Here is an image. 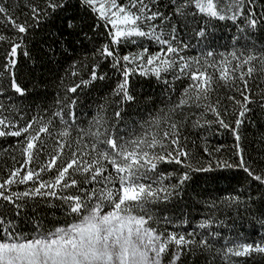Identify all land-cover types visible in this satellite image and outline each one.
I'll return each mask as SVG.
<instances>
[{
    "label": "snow or ice",
    "instance_id": "snow-or-ice-1",
    "mask_svg": "<svg viewBox=\"0 0 264 264\" xmlns=\"http://www.w3.org/2000/svg\"><path fill=\"white\" fill-rule=\"evenodd\" d=\"M257 121L264 0H0V264H264ZM228 171L239 187L197 199ZM185 197L206 209L191 231ZM241 207L255 235H224Z\"/></svg>",
    "mask_w": 264,
    "mask_h": 264
},
{
    "label": "trees",
    "instance_id": "trees-1",
    "mask_svg": "<svg viewBox=\"0 0 264 264\" xmlns=\"http://www.w3.org/2000/svg\"><path fill=\"white\" fill-rule=\"evenodd\" d=\"M11 3L12 0H9ZM22 3L23 0H20ZM217 39L220 44L229 43L231 40V31L225 29L223 32L217 33ZM219 51H224L223 48L218 49ZM190 54H197V53H190ZM63 74L62 72L60 73ZM56 76L55 74L52 75V85L48 88L47 94L49 100L57 94V88L55 86ZM101 93L100 92H91L88 96H82L83 103L85 105H90L91 109H95V101L96 103H103L100 99ZM26 104L31 103V100L25 101ZM110 111V109H109ZM83 116L90 118L91 111L88 107L84 108ZM248 140L250 143L249 151L251 152L253 158L257 162V166H261V161H264V144L260 142V135L264 133V123L257 121L253 126L248 127L246 129ZM13 141L6 140L5 138H0V149L8 147L10 143ZM197 143L199 144L200 141L198 140ZM224 144L226 147L232 144V137L228 135L224 136H215L209 138V145L211 147H215L218 144ZM11 163L8 153L0 150V175H3V166L5 163ZM201 176V182L196 185V190L201 191V197H197V199H211L214 197H221L227 195L232 188L239 187L238 181L243 179V173L239 171H228L223 173L217 174H198ZM216 175L220 178L217 180H213L212 176ZM205 176H207V180H205ZM227 177V178H224ZM183 211L187 216L190 212L191 215L188 216L190 220V225L186 226L187 230L191 231L192 228L196 227L198 222L205 218L206 209L202 205H191L190 201L187 197H185ZM55 214L56 217H60L59 210H48V218H52V214ZM168 214V213H165ZM219 215V214H218ZM254 213L245 212L243 207L239 209V212L235 209H227L224 211L223 215H219V219L225 221L226 227L222 229V233L224 235H234V230H238L241 233H247L249 235H255V228L254 220H253ZM233 221L235 223H233ZM215 227V225H214ZM258 228V225H256Z\"/></svg>",
    "mask_w": 264,
    "mask_h": 264
}]
</instances>
